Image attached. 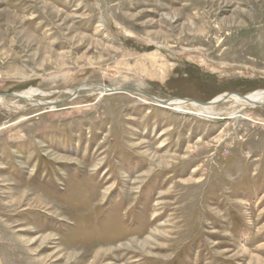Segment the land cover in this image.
I'll list each match as a JSON object with an SVG mask.
<instances>
[{
  "label": "rangeland",
  "instance_id": "374dc122",
  "mask_svg": "<svg viewBox=\"0 0 264 264\" xmlns=\"http://www.w3.org/2000/svg\"><path fill=\"white\" fill-rule=\"evenodd\" d=\"M97 86L264 92V0H0V264H264V106Z\"/></svg>",
  "mask_w": 264,
  "mask_h": 264
},
{
  "label": "bare ground",
  "instance_id": "6f19581e",
  "mask_svg": "<svg viewBox=\"0 0 264 264\" xmlns=\"http://www.w3.org/2000/svg\"><path fill=\"white\" fill-rule=\"evenodd\" d=\"M83 89H84V87H83ZM85 89H88V87H86ZM107 89H110V88H108L107 86H101V87L97 86V87L91 88L90 92L92 91V93H98L99 96L103 98V96L105 97V95H110V94L112 95L113 94V93H109V91ZM114 90H117V89L114 88ZM36 91L32 90V91L23 93L21 95H18L15 98L16 99H20V100L21 99H24V100L28 99L27 101L33 102V98L37 95ZM75 94H78V92L75 93V91H74L73 93H71V95H73V96ZM2 100H4V98L0 97V101H2ZM230 100L233 101L234 103L238 104V105L254 107V105H256V104H262V107H263L264 106V92L260 91V92L254 93V94H250V95L246 96V98H244V96H238V95H228V96L224 95V96L218 97L216 100H214L211 103V105H207V104H202L201 105L199 103L195 104L194 102L193 103L191 102L192 104L189 105V104H187V102L185 100L176 99V100H170V102H169V104H167V106H161V107H163V108H173L175 110H180V109L185 108L187 106H191L192 108L197 109L199 111V115L201 117H204V119L205 118H207V119H215L214 117L217 114L214 112L215 111L214 107H216V105H218L219 103H222V101H230ZM234 119H236V118H234Z\"/></svg>",
  "mask_w": 264,
  "mask_h": 264
},
{
  "label": "water",
  "instance_id": "95a60500",
  "mask_svg": "<svg viewBox=\"0 0 264 264\" xmlns=\"http://www.w3.org/2000/svg\"><path fill=\"white\" fill-rule=\"evenodd\" d=\"M101 87V86H100ZM81 90V89H80ZM80 90H76L75 93L79 92ZM109 91V93H113V94H117V93H131V94H138V95H144L145 97L149 98L151 101L157 103L158 105L160 106H167V104H169L168 101H161V100H158L152 96H149V95H146V94H143V93H139L137 91H132V90H122V89H117V90H114V88H110V89H107ZM76 95V94H75ZM74 95V96H75ZM72 95V98L74 97ZM244 98H246V96H244ZM207 105H211V103H208ZM257 106H262V104H256ZM255 106V105H254Z\"/></svg>",
  "mask_w": 264,
  "mask_h": 264
}]
</instances>
